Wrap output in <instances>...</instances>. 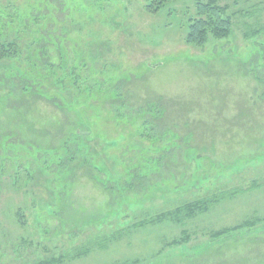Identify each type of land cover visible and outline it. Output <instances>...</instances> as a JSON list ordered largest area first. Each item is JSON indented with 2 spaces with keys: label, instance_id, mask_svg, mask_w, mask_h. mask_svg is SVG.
<instances>
[{
  "label": "rangeland",
  "instance_id": "1",
  "mask_svg": "<svg viewBox=\"0 0 264 264\" xmlns=\"http://www.w3.org/2000/svg\"><path fill=\"white\" fill-rule=\"evenodd\" d=\"M7 1L22 55L0 63V264H264V0H223L231 36L203 49L184 42L195 0L156 15ZM72 68L90 89L74 99ZM234 190L183 225L158 220Z\"/></svg>",
  "mask_w": 264,
  "mask_h": 264
},
{
  "label": "trees",
  "instance_id": "2",
  "mask_svg": "<svg viewBox=\"0 0 264 264\" xmlns=\"http://www.w3.org/2000/svg\"><path fill=\"white\" fill-rule=\"evenodd\" d=\"M144 1V10L149 15H156L164 8L166 4L172 2L174 0H143ZM223 0H195L193 3L194 7V16L189 19L187 34L184 39L186 45L192 46L194 48L203 49L210 41H222L226 40L231 36L232 33V18L228 15V8L226 6L221 5ZM6 19H20V16L17 13L16 7H13V4L10 2L1 3L0 2V63L11 62L13 63L17 60L21 55L20 45L17 42V36L14 32L5 33L3 21ZM68 78L71 80V90H66V92L70 95L71 98L74 99V90L80 89L83 87L84 90H90L87 86H85V80L81 79L79 75H77L75 69H70L67 74ZM55 88L61 90L63 93L64 86L62 80L55 81ZM152 126L144 122L138 132L139 136L142 140H152ZM18 168L15 171V181L18 177ZM16 183V182H15ZM243 192L242 190H234L230 191L227 194H220L216 198L211 200H198L192 203H187L183 206L176 208L174 211L165 212L160 219H172L179 225H183L186 220L192 218L198 214L205 213L209 206L212 203L217 202V199H222L224 197H231L236 194ZM17 217L19 218L20 223H24L23 216L18 212ZM151 223L153 221H150ZM253 223L246 222L240 226L233 227L231 229H224L220 232H216L213 234V238H220L231 232H235L240 229L242 226L249 227ZM180 235L182 239L174 240L171 242V245L176 246L181 244L182 242H186L189 240V234L182 230ZM184 240V241H183ZM103 240H101L102 242ZM99 240L98 244L101 245ZM87 251L84 250V254ZM64 258L60 257L57 259H50L40 262L38 264H62Z\"/></svg>",
  "mask_w": 264,
  "mask_h": 264
}]
</instances>
